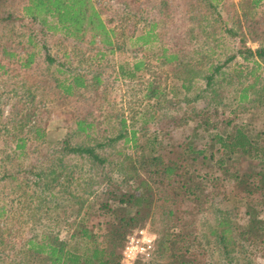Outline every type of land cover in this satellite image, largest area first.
Returning <instances> with one entry per match:
<instances>
[{
  "label": "trees",
  "instance_id": "16d2710c",
  "mask_svg": "<svg viewBox=\"0 0 264 264\" xmlns=\"http://www.w3.org/2000/svg\"><path fill=\"white\" fill-rule=\"evenodd\" d=\"M101 1L0 0V77L26 87L4 119L0 112V130L10 127L15 149L0 160V184L28 197L17 229L7 218L0 223V262L120 264L129 237L147 228L157 249L135 264H212V248L227 264H257L264 254V109H252L264 104L250 96L264 71V46L245 40L264 41V0ZM223 33L239 43L221 61ZM46 34L84 49L65 78H53L55 60L41 54ZM155 45L158 70L150 72V57L139 53ZM115 53L131 60L108 74ZM112 84H126L140 101L138 143L135 131L126 135ZM176 99L207 102L180 111ZM52 105L62 119L51 116ZM114 123L119 129L110 136ZM120 138L133 154L118 150L114 162L97 152ZM6 211L0 206V218Z\"/></svg>",
  "mask_w": 264,
  "mask_h": 264
},
{
  "label": "rangeland",
  "instance_id": "374dc122",
  "mask_svg": "<svg viewBox=\"0 0 264 264\" xmlns=\"http://www.w3.org/2000/svg\"><path fill=\"white\" fill-rule=\"evenodd\" d=\"M102 2H107V1L94 0V3L97 6H99V4H102ZM226 2L227 4H230L231 2L238 4L239 0H226ZM222 15L226 19L227 15L225 14V12H222ZM103 17L105 18L104 15ZM232 25L236 27L237 23H234ZM232 25L229 24L228 26L231 27ZM220 39H221L220 42L222 44L223 50L221 51L222 53L219 54L218 59L222 61L229 54L234 53L239 41L237 38H231L228 34H225V33L220 34ZM245 42H246V45L252 49H256L259 46H264V41H261V39H259L258 41H252L248 36H246ZM43 44H44L45 49L42 50L41 54L42 55L47 54L50 57L54 58L55 60L54 63L50 65V68H49V72L52 73L53 78L62 79V78L67 77V75H69L67 71L76 68L79 60L82 57H84L81 55L84 49H82L80 46L75 47L77 45H74V43L70 41H64L59 35L46 34L43 37ZM126 47L131 48V44L128 41H126ZM157 51H158V45H155L152 49L148 50V53H146L145 51H141V52L139 51L140 52L139 56H146V58L150 57L152 66L147 67L149 68L150 72L158 70V68L156 67V63L153 62L151 58V56L155 55ZM84 54H87V52L84 51ZM126 60H131L130 55L128 53H125V54L115 53L113 55H108L106 63H105V67L109 70L108 74H111L110 72L112 68H115V66L117 67V65L119 64H124ZM234 62H241V61L236 59ZM86 63L88 62H85V64ZM85 64L83 65V68H86ZM262 69L264 70V66ZM58 70H65V71L63 74H60ZM147 77L148 76H146V78ZM113 79H114V75H111L110 82H112ZM246 83H249V81H247ZM169 84H172V83H169ZM201 84L202 83L200 82L196 83L195 88L197 89V87L198 88L201 87ZM112 88L113 89L116 88V90L113 91L112 93V96H114L115 98V102H114L115 109L121 110V112L123 113V116L126 119V135L129 137V132L135 131L136 132L135 134L136 143H138L137 137L139 133L137 131L142 126V123L144 121V119H141L143 115H141L142 110L140 107V101L138 102L137 95L135 96L131 95V93L128 91V88L126 87V84L125 85L123 84L122 88H120V85L117 86V85L112 84ZM256 88H257V95L251 94L250 101L259 100V101H262V103L264 104V71L261 74L260 83L258 84ZM25 91H26V87H24L21 84L19 79H9L8 77H5V76L0 77V112L2 111V114H1L2 119H4L7 116V112L9 110V104H12L13 102L18 101L21 98L25 97L26 96ZM189 96H193V95H189ZM204 96L206 95L204 94ZM174 102L180 104L181 106L180 111L182 110L189 111V108L191 106H194V108L196 109L201 108L204 105V103L207 102V100L205 101V99H201L194 105L192 104L186 105L182 102L181 99H176ZM257 105L258 104H255V106H253L254 108L252 109V111L257 110V113L259 114L264 109V106L263 105L257 106ZM244 107H247V104ZM51 108H53L51 112L54 115H51V114L50 115L55 118H56V115H58V113L62 111L59 107H56L55 105H52ZM250 108H252V106L248 104V109ZM63 117L64 115L62 114L58 115L59 119H62ZM55 118H54V121L52 120L51 122H56ZM115 124L116 123L110 126V133H109L110 136L117 135L119 127L116 126ZM1 128H3L2 125H0V129ZM149 128H150L149 130H153L155 126L151 124ZM9 130H10V127H5L4 130H0V160L3 162L8 161L7 157L13 156L14 154L13 151L15 150L14 143L11 140V133L9 132ZM51 137L52 139H56L54 134H52ZM48 140H51V139L49 138ZM118 150L127 155H131L134 152V150L131 147V143L125 144L123 138L118 139L112 146L107 147L104 150L99 149L97 152L102 155L103 154L109 155L110 160L113 161L116 158V152ZM112 161H110V163H107L104 166V171L106 173L112 168ZM115 161L116 160H114V162ZM70 162L72 164L78 163V161L74 158H72ZM92 188L94 190H100V186L97 183H94L92 185ZM126 188L128 189V185L127 187L126 186L123 187V189H126ZM27 199L28 197L21 194L20 191H13L12 188L0 184V206H3L5 204L6 209H7L6 213H8L9 215V216L2 215L3 217L0 218V223L1 224L5 223L6 218H7L8 225L13 227V229H17L19 225L22 224V222L27 219L28 214H25L28 212V210L26 209ZM63 225L64 223H62V220H60L57 228H60ZM68 227L70 230H72V227L70 225ZM22 228L23 226L21 227V229ZM30 234L31 232L26 233L27 236H29ZM103 234L104 233H102V235ZM102 240H104L103 237L101 238V241ZM13 244H17V239H14L11 241V246ZM155 246L157 249V245ZM15 248L16 249L19 248V245L17 244ZM213 249L214 248L210 249L211 251L209 252L210 253L209 255L212 259L211 260L212 264H227L225 260L223 259V257L221 256L220 252L216 249H214L213 251ZM12 251L11 253H7V255L10 256V258H12V253H13ZM263 257H264V254L262 255L258 254L257 259H255L256 261H258L257 264H264ZM244 261L245 260H242V259H235L231 264H244ZM9 262L10 260L5 261L4 263L0 262V264H7Z\"/></svg>",
  "mask_w": 264,
  "mask_h": 264
},
{
  "label": "built area",
  "instance_id": "2783aa9c",
  "mask_svg": "<svg viewBox=\"0 0 264 264\" xmlns=\"http://www.w3.org/2000/svg\"><path fill=\"white\" fill-rule=\"evenodd\" d=\"M156 245V235L144 228L136 231L122 252L120 264H135L136 261H148L153 256Z\"/></svg>",
  "mask_w": 264,
  "mask_h": 264
}]
</instances>
